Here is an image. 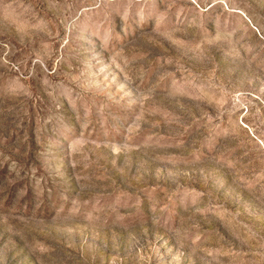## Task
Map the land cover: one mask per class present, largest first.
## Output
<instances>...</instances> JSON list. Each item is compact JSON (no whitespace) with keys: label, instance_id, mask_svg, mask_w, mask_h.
<instances>
[{"label":"rangeland","instance_id":"rangeland-1","mask_svg":"<svg viewBox=\"0 0 264 264\" xmlns=\"http://www.w3.org/2000/svg\"><path fill=\"white\" fill-rule=\"evenodd\" d=\"M0 264H264V0H0Z\"/></svg>","mask_w":264,"mask_h":264}]
</instances>
